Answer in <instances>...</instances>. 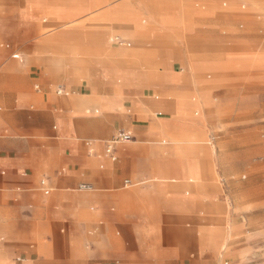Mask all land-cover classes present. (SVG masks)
I'll list each match as a JSON object with an SVG mask.
<instances>
[{"label":"crops","instance_id":"1","mask_svg":"<svg viewBox=\"0 0 264 264\" xmlns=\"http://www.w3.org/2000/svg\"><path fill=\"white\" fill-rule=\"evenodd\" d=\"M189 1L0 0V264H208L212 206L183 192L201 172L160 144L202 135V102L139 68L168 64Z\"/></svg>","mask_w":264,"mask_h":264},{"label":"rangeland","instance_id":"2","mask_svg":"<svg viewBox=\"0 0 264 264\" xmlns=\"http://www.w3.org/2000/svg\"><path fill=\"white\" fill-rule=\"evenodd\" d=\"M182 10V25L190 31L166 44L174 48L168 51V64L152 56L150 65L139 68L158 73L174 67L175 73L191 76L181 84L202 102L188 114L202 135H192L182 151H175L169 139L160 144L169 155L193 159L201 172L183 192L186 197L198 193L212 206L208 227L219 239L205 242L203 259L208 264H264V0H192ZM208 10L211 17L197 16ZM131 134L123 146L138 141ZM188 176L195 181L191 172ZM126 179L137 184L128 177L121 183ZM168 181L181 184L173 177Z\"/></svg>","mask_w":264,"mask_h":264},{"label":"built area","instance_id":"3","mask_svg":"<svg viewBox=\"0 0 264 264\" xmlns=\"http://www.w3.org/2000/svg\"><path fill=\"white\" fill-rule=\"evenodd\" d=\"M132 140V136L128 133H125V132H119L117 137L115 139H113L110 143H109V147H108V151L107 153L108 154H111V146L114 145L115 143H128ZM126 185L129 184V182H126L125 183ZM81 189L83 190H88L90 189L89 186L87 185H82L80 187Z\"/></svg>","mask_w":264,"mask_h":264},{"label":"bare ground","instance_id":"4","mask_svg":"<svg viewBox=\"0 0 264 264\" xmlns=\"http://www.w3.org/2000/svg\"><path fill=\"white\" fill-rule=\"evenodd\" d=\"M180 147V146H179ZM188 174H189V171H188ZM193 181V180H192Z\"/></svg>","mask_w":264,"mask_h":264}]
</instances>
